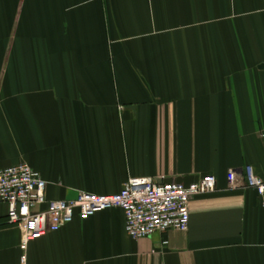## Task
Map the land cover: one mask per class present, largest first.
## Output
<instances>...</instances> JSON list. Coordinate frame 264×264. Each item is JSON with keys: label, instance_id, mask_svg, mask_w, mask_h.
<instances>
[{"label": "crops", "instance_id": "crops-1", "mask_svg": "<svg viewBox=\"0 0 264 264\" xmlns=\"http://www.w3.org/2000/svg\"><path fill=\"white\" fill-rule=\"evenodd\" d=\"M19 162L48 200L130 177L218 186L187 231L133 239L121 208L76 213L26 264H264L260 196L227 188L247 165L264 179V0H0V168ZM7 213L0 264H22Z\"/></svg>", "mask_w": 264, "mask_h": 264}, {"label": "built area", "instance_id": "built-area-1", "mask_svg": "<svg viewBox=\"0 0 264 264\" xmlns=\"http://www.w3.org/2000/svg\"><path fill=\"white\" fill-rule=\"evenodd\" d=\"M46 186L41 173L27 162L0 168V203L8 207V222L22 231V264L27 263L26 250L30 241L59 230L72 221L76 213L87 217L100 210L121 208L126 218V232L133 239L169 229L187 231L190 200L218 188L214 174L205 175L189 185L176 181L158 182L152 177H130L117 193L80 191L74 199L48 200ZM240 187L255 189L264 206V179L256 174L251 165H247L241 173L229 171L227 188ZM44 204L47 207L41 209Z\"/></svg>", "mask_w": 264, "mask_h": 264}]
</instances>
